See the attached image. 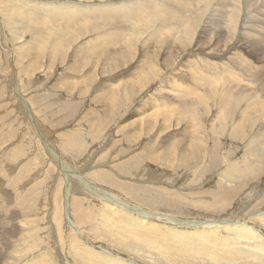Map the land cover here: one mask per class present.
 <instances>
[{
  "label": "rangeland",
  "instance_id": "obj_1",
  "mask_svg": "<svg viewBox=\"0 0 264 264\" xmlns=\"http://www.w3.org/2000/svg\"><path fill=\"white\" fill-rule=\"evenodd\" d=\"M199 1L0 0V264H234L224 227L199 252L164 234L264 238V6Z\"/></svg>",
  "mask_w": 264,
  "mask_h": 264
},
{
  "label": "bare ground",
  "instance_id": "obj_2",
  "mask_svg": "<svg viewBox=\"0 0 264 264\" xmlns=\"http://www.w3.org/2000/svg\"><path fill=\"white\" fill-rule=\"evenodd\" d=\"M105 1V0H104ZM150 1V0H149ZM164 1H166V0H164ZM171 1V0H170ZM184 1V0H183ZM195 1V0H194ZM231 1V0H230ZM247 1V0H246ZM21 2H22V0H21ZM173 2V1H172ZM175 2V1H174ZM186 2V1H185ZM199 0H198V2H196V5H198L199 4ZM217 2V1H216ZM241 2V1H240ZM106 3V2H105ZM123 3V2H122ZM168 2H165V4H167ZM178 3V2H177ZM235 3V2H234ZM255 3H256V7H255V9H259V7L261 8L262 6H264V0H255ZM47 4V3H46ZM53 4V3H52ZM107 4V3H106ZM113 4V3H112ZM125 4V3H124ZM151 4H154V3H151ZM164 4V5H165ZM170 4V3H169ZM174 4H176V3H174ZM236 4V3H235ZM244 4V3H243ZM250 4V3H249ZM56 5V4H55ZM59 5V4H58ZM81 5H83V4H81ZM155 5V4H154ZM211 5V4H210ZM60 6V5H59ZM58 6V7H59ZM67 6V5H66ZM112 6V5H111ZM121 6V5H120ZM176 6V5H175ZM246 6V5H245ZM52 7H53V5H52ZM106 7V6H105ZM132 7V6H131ZM149 7V9H150V11L152 12V10L151 9H154L155 7L154 6H152V5H149L148 6ZM147 7V8H148ZM183 7V6H182ZM187 7V6H186ZM230 7H231V5H230ZM233 7V6H232ZM13 8V7H12ZM54 8V7H53ZM60 8V7H59ZM111 8V7H110ZM114 8V7H113ZM136 8V7H135ZM159 8V7H158ZM181 8V7H180ZM191 8V7H190ZM193 8V7H192ZM202 8V7H201ZM246 8H248V6L246 7ZM246 8H243V9H246ZM253 8V7H252ZM15 9H17L16 7H15ZM15 9H13V11H17V10H15ZM56 9H58L57 7H56ZM67 9V8H66ZM106 9V8H105ZM109 9V8H108ZM106 10V11H109V10ZM122 9V8H121ZM124 9V8H123ZM161 9V8H160ZM183 9V8H182ZM187 9V8H186ZM262 9V8H261ZM263 9H264V7H263ZM11 10V9H10ZM9 10V11H10ZM78 10V9H77ZM125 10V9H124ZM157 10V9H156ZM185 10V9H184ZM188 10V9H187ZM210 10V9H209ZM214 10V9H213ZM223 10V9H222ZM105 11V10H104ZM105 11V12H106ZM116 11V10H115ZM126 11V10H125ZM134 11H136V9L134 10ZM165 11V10H164ZM167 11H168V9H167ZM182 11V10H181ZM186 11V10H185ZM184 11V12H185ZM211 11V10H210ZM228 11V10H227ZM229 11H231V10H229ZM244 11V10H243ZM246 11V10H245ZM249 11H250V9H249ZM264 11V10H263ZM19 12V11H18ZM37 12H40V11H37ZM43 13H44V11H42ZM41 12V13H42ZM49 12V11H48ZM59 12H60V10H59ZM59 12H57V13H59ZM83 12V11H82ZM81 12V13H82ZM111 12V11H110ZM149 12V11H148ZM155 12V11H154ZM153 12V13H154ZM169 12H170V10H169ZM183 12V13H184ZM206 12V11H205ZM242 12V11H241ZM252 12V11H251ZM258 12V11H257ZM14 13V12H13ZM20 13V12H19ZM54 13V12H53ZM56 13V14H57ZM60 13H62L63 14V12H60ZM92 13V12H91ZM95 13V12H94ZM136 13V12H135ZM161 13H163V11H161ZM218 13V12H217ZM228 13V12H227ZM243 13V12H242ZM24 14V13H23ZM45 14V13H44ZM43 14V15H44ZM66 14H68V13H66ZM72 14V13H71ZM70 14V15H71ZM107 14V13H106ZM138 14V13H137ZM141 14V13H140ZM139 14V15H140ZM143 14V13H142ZM173 14V13H172ZM171 14V16H174V15H172ZM179 14V13H178ZM181 14V13H180ZM186 14V13H185ZM184 14V15H185ZM219 14V13H218ZM15 15V14H14ZM21 15V14H20ZM51 15V14H50ZM84 15V14H83ZM87 15V14H86ZM85 15V16H86ZM91 15V14H90ZM93 15V14H92ZM96 16H97V14H95ZM109 15V14H108ZM107 15V16H108ZM136 15V14H135ZM151 15V14H150ZM155 15H156V13H155ZM177 15V14H176ZM175 15V16H176ZM183 15V16H184ZM197 16L196 17H198V14H196ZM209 15V14H208ZM220 15V14H219ZM221 15H222V13H221ZM247 15V14H246ZM250 15V14H249ZM42 16V15H41ZM47 16H49L48 14H47ZM57 16H58V14H57ZM62 16V15H61ZM60 16V17H61ZM64 16V15H63ZM80 16H82V15H80ZM114 16V15H113ZM142 16V15H141ZM146 16V15H145ZM157 17H158V15H156ZM155 16V17H156ZM163 16V15H162ZM178 16V15H177ZM177 16H176V18H177ZM194 16H195V14H194ZM233 16V15H232ZM245 16V15H244ZM17 17V16H16ZM25 17V16H24ZM46 17V16H45ZM45 17H43L44 19H46V21L44 20V19H42V21H45L46 23H47V18H45ZM52 17V16H51ZM50 17V18H51ZM70 17V16H69ZM69 17H68V19H69ZM73 17H75L74 16V14H73ZM94 17V16H93ZM112 17V16H111ZM111 17H108V18H111ZM182 17V16H181ZM187 17H189V16H187ZM240 17V16H239ZM250 17V16H249ZM18 18V17H17ZM64 18H66V17H64ZM94 18H96V17H94ZM98 18V17H97ZM97 18H96V20H97ZM105 18V17H104ZM119 18V17H118ZM136 18V17H135ZM141 18V17H140ZM145 18V17H144ZM152 18V17H151ZM160 18H161V16H160ZM166 18V17H165ZM184 18V17H183ZM191 18V17H190ZM194 18V17H193ZM193 18L192 19H190V20H193ZM199 18V17H198ZM233 18V17H232ZM237 18V17H236ZM19 19V18H18ZM22 19V18H21ZM51 19H53V18H51ZM56 19H58V18H56ZM70 19H71V17H70ZM83 19H84V17H83ZM93 19V18H92ZM145 19H147V18H145ZM169 19V18H168ZM189 19V18H188ZM241 19V17L239 18V20ZM26 20H28V19H26ZM96 20H92V21H96ZM248 20V19H247ZM259 20V19H258ZM53 20H51V22H52ZM60 21V20H59ZM90 21H91V19H90ZM91 21V22H92ZM144 21V20H143ZM169 21H170V19H169ZM173 21V20H172ZM182 21H184V20H182ZM189 21V20H188ZM226 21V20H225ZM230 21V20H229ZM228 21V22H229ZM231 21H233V20H231ZM244 21V20H243ZM25 22H27V21H25ZM60 22H62V21H60ZM64 22V21H63ZM97 22V21H96ZM135 22V21H134ZM171 22V21H170ZM194 22V21H193ZM234 22V21H233ZM236 22V21H235ZM241 22V21H240ZM239 22V23H240ZM259 22V21H258ZM19 22H17V24H18ZM23 23H24V20H23ZM163 23V22H162ZM161 23V24H162ZM177 23H179V22H177ZM20 24V23H19ZM18 24V26H20ZM27 24V23H26ZM38 24H40V23H38ZM49 24V23H48ZM54 24V23H53ZM59 24V23H58ZM135 25H136V22L134 23ZM133 24V25H134ZM186 24V23H185ZM190 24V23H189ZM191 24H193V23H191ZM248 24V23H247ZM246 24V25H247ZM24 25V24H23ZM92 25V24H91ZM140 25V24H139ZM143 25V24H142ZM159 25V24H158ZM165 25V24H164ZM170 25V24H169ZM231 25V24H230ZM235 25V24H234ZM22 26V25H21ZM27 26V25H26ZM225 26V25H224ZM229 25L227 24V27H228ZM22 27H24V26H22ZM84 27V26H83ZM138 27V26H137ZM185 27V26H184ZM230 27V26H229ZM228 27V28H229ZM236 27V26H235ZM250 27V26H249ZM78 28V27H77ZM98 28H99V25H98ZM136 28V27H135ZM175 28V27H174ZM188 28V27H187ZM231 28H232V26H231ZM230 28V29H231ZM237 28V27H236ZM235 28V29H236ZM254 28V27H253ZM84 29V28H83ZM196 29V28H195ZM208 29V28H207ZM227 29V28H226ZM244 29V28H243ZM32 30L34 31V29L32 28ZM37 30H38V27H37ZM169 30V29H168ZM188 30V29H187ZM189 30H191L190 28H189ZM256 30H258L257 28H256ZM170 31H171V29H170ZM177 31V30H176ZM240 31V30H239ZM247 31V30H246ZM259 31V30H258ZM258 31L256 32V33H258ZM35 32V31H34ZM166 32H169V31H166ZM179 32V31H178ZM188 32V31H187ZM261 32H263V31H261ZM37 33V32H36ZM171 33V32H170ZM183 33H184V31H183ZM246 33V32H245ZM249 33V32H248ZM165 34V33H164ZM250 34V33H249ZM264 34V33H263ZM181 35V34H180ZM77 36V35H76ZM185 36V35H184ZM229 37V36H228ZM253 37V36H252ZM258 37H259V35H258ZM110 38V37H109ZM122 38V37H121ZM247 38V37H246ZM263 38V37H262ZM259 39V38H258ZM106 40V39H105ZM109 40V39H108ZM96 41V40H95ZM98 41H100V40H98ZM226 42V41H225ZM255 42V41H254ZM65 43V42H64ZM89 43H90V41H89ZM92 43V42H91ZM93 43H94V41H93ZM96 43V42H95ZM220 43V42H219ZM218 43V44H219ZM229 43V42H228ZM246 43V42H245ZM249 43V42H248ZM257 43V42H256ZM260 43V42H259ZM262 43V42H261ZM264 43V42H263ZM86 44H88V42L86 43ZM102 44V43H101ZM101 44L99 43V45L101 46ZM59 45V44H58ZM103 45V44H102ZM97 46V45H96ZM105 46V45H104ZM103 46V47H104ZM54 47V46H53ZM58 47V46H57ZM86 47V46H85ZM95 47V46H94ZM99 47V46H98ZM252 47V46H251ZM100 48H102V47H100ZM105 48V47H104ZM108 48V47H107ZM90 48H88V50H89ZM244 49V48H243ZM264 49V48H263ZM97 50V49H96ZM100 50V49H99ZM239 50H240V48H239ZM92 51H93V48H92ZM95 51V50H94ZM98 51V50H97ZM107 51V50H106ZM238 52V51H237ZM264 52V51H263ZM259 54V53H258ZM264 54V53H263ZM99 55V54H98ZM101 55V54H100ZM241 55V54H240ZM239 55V56H240ZM105 56V55H104ZM242 56V55H241ZM99 57V56H98ZM243 57V56H242ZM241 57V58H242ZM238 59H240V58H238ZM243 60H245L244 59V57H243ZM241 61H242V59H241ZM86 62V61H85ZM242 63H244V61H242ZM192 64V63H191ZM245 64V63H244ZM249 64V63H248ZM88 65V64H87ZM247 65V64H246ZM85 66V65H84ZM193 66V65H192ZM188 67V66H187ZM195 68V67H194ZM197 68V67H196ZM243 68V67H242ZM247 68H249V66L247 67ZM257 68V67H256ZM200 69V68H199ZM245 69V68H244ZM255 69V68H254ZM191 70V69H190ZM194 70H196V69H194ZM239 70V69H238ZM258 70V69H257ZM201 71V70H200ZM197 72V71H196ZM241 72V71H240ZM239 72V73H240ZM243 72V71H242ZM245 72V71H244ZM252 72V71H251ZM253 73V72H252ZM247 75V74H246ZM249 75V74H248ZM238 77V76H237ZM246 78H248V77H246ZM251 78V77H250ZM255 78V77H254ZM199 79H200V77H199ZM240 79V78H239ZM242 79V78H241ZM244 79V78H243ZM257 79V78H256ZM148 80V79H147ZM198 80V79H197ZM197 80H196V82H197ZM236 80H238V79H236ZM199 81V80H198ZM200 81H201V79H200ZM243 81V80H242ZM173 82H174V80H173ZM172 82V83H173ZM178 82H179V80H178ZM236 82V81H235ZM199 83V82H198ZM201 83V82H200ZM175 84V83H174ZM180 84V83H179ZM237 84V83H236ZM253 84V83H252ZM256 84V83H255ZM187 85H188V83H187ZM199 85V84H198ZM258 85H260V84H258ZM262 85H264V84H262ZM173 86V85H172ZM189 86V85H188ZM191 86V85H190ZM184 87V86H183ZM186 88H187V86H185ZM193 86H191V88H192ZM254 87H256L255 85H254ZM173 88H174V86H173ZM182 88V87H181ZM211 88V87H210ZM17 89V88H16ZM183 89V88H182ZM190 89V88H189ZM135 90V89H134ZM178 90H180V89H178ZM185 90V89H184ZM188 90V89H187ZM191 90V89H190ZM171 91V90H170ZM177 91V90H176ZM186 91V90H185ZM189 91V90H188ZM187 91V92H188ZM193 91H195V90H193ZM186 92V93H187ZM191 92V91H190ZM199 92V91H198ZM174 93V92H173ZM185 93V94H186ZM194 93V92H193ZM200 93V92H199ZM251 93V92H250ZM18 94V93H17ZM182 94V93H181ZM180 94V95H181ZM188 94V93H187ZM191 94H192V92H191ZM20 95V94H19ZM184 95V93L182 94V96ZM194 95V94H193ZM251 95V94H250ZM192 96V95H191ZM195 96H197L198 97V95H195ZM194 96V97H195ZM20 97V96H19ZM184 97V96H183ZM181 99V98H180ZM246 99V98H245ZM252 99V98H251ZM178 101V104H179V102H180V100H177ZM22 102V101H21ZM165 101H163V103H164ZM253 102V101H252ZM25 103V102H24ZM23 103V104H24ZM162 103V102H161ZM232 103V102H231ZM257 103V102H256ZM166 104V103H165ZM164 104V105H165ZM258 104V103H257ZM157 105V104H156ZM170 106L171 104H167V106ZM173 105V104H172ZM171 105V106H172ZM255 105V104H254ZM158 106V105H157ZM175 106V105H174ZM176 106H179V105H176ZM175 106V107H176ZM235 106V105H234ZM162 107V106H161ZM173 107V106H172ZM106 108V107H105ZM253 108V107H252ZM185 109V108H184ZM183 109V110H184ZM33 111V110H32ZM186 111V110H185ZM263 112V110L261 111V113ZM247 112H245L244 114H246ZM250 113V112H249ZM218 115V114H217ZM242 116V115H241ZM244 116V115H243ZM33 117V116H32ZM245 117V116H244ZM218 118V117H217ZM220 118V117H219ZM219 120V119H218ZM221 121V120H220ZM34 123V122H33ZM245 123V122H244ZM235 127V126H234ZM239 128H241L240 126H238ZM244 128V127H243ZM234 129H236L237 130V128L235 127ZM237 131H239V130H237ZM241 131V130H240ZM42 138V137H41ZM47 141H48V139H47ZM50 142V141H49ZM45 144V143H44ZM51 148V147H50ZM53 148V147H52ZM47 149V148H46ZM47 151V150H46ZM49 152V151H48ZM195 152V151H194ZM193 152V153H194ZM54 155V154H53ZM56 155V154H55ZM52 159V158H51ZM62 173V172H61ZM70 173V172H69ZM63 174V173H62ZM65 175H67V174H65ZM75 175V174H74ZM69 176V175H68ZM76 176V175H75ZM67 178V177H66ZM82 178V177H81ZM92 178V177H91ZM95 178V177H94ZM68 180H69V177H68ZM79 180V179H78ZM80 182V181H79ZM86 183L85 181H82V182H80V183ZM89 183V182H88ZM89 185V184H88ZM68 186V185H67ZM92 187H94V186H92ZM70 190V189H69ZM92 190H93V188H92ZM233 192H235L234 194H233ZM239 192H240V190H239ZM238 190L236 191V189H234V190H231V191H225V190H221V191H214V192H210L211 194H213V196L216 198V200H223V199H227V198H233V195L235 196V195H237L238 193ZM208 193V192H207ZM97 194V193H96ZM108 195V194H107ZM106 196V195H105ZM102 198V197H101ZM107 198H109V197H107ZM69 199V198H68ZM111 199H112V197H111ZM106 200V199H105ZM118 200V199H117ZM70 201V200H69ZM120 201V200H119ZM119 201H113V203H115L118 207H120L123 211H128V213H137V208H134V207H132V208H130V207H128V206H126V204H121V202H119ZM108 202V201H107ZM263 202V201H262ZM66 203H68V202H66ZM109 203H111V201L109 202ZM205 204V201H201V205L202 206H205L204 205ZM73 205H74V211H75V213H77L78 212V209H77V202L75 201L74 203H73ZM121 205H123V206H121ZM259 205V204H258ZM67 206V205H66ZM70 207L69 208H71V205H69ZM137 209V210H136ZM72 210V209H71ZM70 210V211H71ZM82 210H83V208H82ZM89 212H92V211H89ZM264 212V211H263ZM71 213V212H70ZM86 213H87V211H86ZM80 214V220H82V218H83V222H86V214L84 213V210L81 212V213H79ZM90 214H92V213H90ZM89 214V215H90ZM96 214V213H95ZM127 214V213H126ZM87 215H88V213H87ZM128 215H130V214H128ZM262 215V214H261ZM147 217H149L150 216V213L148 214V215H146ZM161 216H163V217H165V215L164 214H161V213H158V215H156L155 214V218H160ZM254 216V215H253ZM252 216V217H253ZM90 217V216H89ZM89 217L87 216V221L89 220ZM96 217V216H95ZM259 217V216H258ZM93 218V217H92ZM92 218H91V220H92ZM262 218H264V217H262ZM143 219V218H142ZM141 219V220H142ZM163 220H166V218H162ZM94 220H96V219H94ZM253 220V219H252ZM261 220V219H260ZM263 220V219H262ZM261 220V221H262ZM171 221V220H170ZM176 221V220H175ZM191 221V220H190ZM208 221V220H207ZM264 221V220H263ZM75 222V221H74ZM73 222V223H74ZM144 222V221H143ZM228 222H230V221H228ZM238 222V221H237ZM251 222V221H250ZM218 223V222H217ZM216 222H215V224H217ZM231 223V222H230ZM78 224V223H77ZM143 224H146V226H151V228H150V231H151V229H156V227H157V225H154V224H148V223H143ZM177 224H179V225H190V224H187V223H185V222H178ZM213 224V222H205V223H193V224H191L192 226H202V228H204L203 229V231L201 230V232H196V233H193V232H189V231H183L184 232V234L182 235V231L181 230H177V229H173V233H172V236L170 235L169 236V234H170V230L166 233V234H164V236L165 237H167L166 239H172L171 240V242L172 241H178L177 242V244L176 245H174V246H170V248L171 247H173V249H179V250H181L182 248H186V249H188L187 247H188V245L187 246H185L183 243H186V244H189V245H191V246H193L196 250L197 249H203V247H205L204 245L207 243V241H208V239H210L209 238V236H211V235H213V234H215V233H217L219 230H220V228L222 229L223 227H224V229L227 231V233L229 234L228 236H227V238L225 237V238H223V239H227L225 242H222L223 244H221V245H223V249H222V255H223V258H226V259H228V260H230V261H232V263H234V264H264V256L263 257H261V258H257L256 259V257H257V254L259 253V251H262V250H264V244H261L260 245V248L258 249L257 247H255L256 249H254V250H256V252H252V251H250V252H246V250H248L247 248H246V250H245V248L243 249L242 247H239V246H237L236 244H235V242H238V240L237 239H241V238H246V242H247V239H248V237L249 238H261L260 236H259V234L258 233H256V232H253L252 231V229H251V227H248V226H246L244 223H242V224H239V223H231V224H227V225H225V226H219V225H212ZM132 225V224H131ZM190 225V226H191ZM75 226V225H74ZM143 226H145V225H143ZM195 226V227H196ZM177 228V227H176ZM70 229H72V227L70 228ZM153 229V230H154ZM72 231H73V229H72ZM145 232V230H142V232ZM149 231V232H150ZM156 231V230H155ZM152 232V231H151ZM150 232V233H151ZM157 232V231H156ZM155 232V233H156ZM159 232V231H158ZM161 232V231H160ZM251 232H253V233H251ZM137 233H141V232H137ZM149 233V234H150ZM154 233V232H153ZM249 233H250V235H252V236H250L249 235ZM148 234V235H149ZM161 234V233H160ZM253 234L255 235V236H253ZM261 235V234H260ZM158 236V235H157ZM150 237H152L151 235H150ZM229 237V238H228ZM164 238V237H163ZM156 239V238H155ZM159 239V238H158ZM165 239V238H164ZM261 239H264V238H261ZM154 240V239H153ZM222 240V239H221ZM245 240V239H244ZM71 241V240H70ZM249 241H250V239H249ZM252 241V240H251ZM242 242H243V240H242ZM245 242V241H244ZM263 242V241H262ZM218 243V242H217ZM220 243V242H219ZM238 243H241V240H240V242H238ZM247 243H249V242H247ZM156 244H157V242H156ZM210 244H211V242H210ZM244 244V243H243ZM254 245V244H253ZM257 245V244H256ZM255 245V246H256ZM62 246V245H61ZM157 246V245H156ZM244 246V245H243ZM248 246V245H247ZM251 246L252 245H250L249 247H250V249H251ZM220 247V246H219ZM83 248V247H82ZM168 248V250H170L169 249V247H167ZM252 248H254V246L252 247ZM159 249V248H158ZM249 249V250H250ZM262 249V250H261ZM227 250H228V254H227ZM253 250V249H252ZM220 251H221V249H220ZM220 251H218L219 253H220ZM196 252H199V250H197ZM203 252H205L204 250H203ZM93 253V252H92ZM168 253V252H167ZM236 253H238V254H236ZM263 253V252H262ZM76 254H77V252H76ZM80 254V253H79ZM84 254V253H83ZM82 254V255H83ZM88 254V253H87ZM205 254V253H204ZM227 254V255H226ZM233 254H236V257H238V260H236L235 259V257H234V255ZM81 255V256H82ZM90 256H93V255H91V254H89ZM225 255H226V257H225ZM87 256V255H86ZM96 257V256H95ZM105 258V257H104ZM240 258H243V262L241 263V261H240ZM91 259V258H90ZM97 259V258H96ZM107 260V259H106ZM104 261V260H103ZM108 261V260H107ZM95 263V262H94ZM106 263V262H105ZM100 264V263H99Z\"/></svg>",
  "mask_w": 264,
  "mask_h": 264
}]
</instances>
